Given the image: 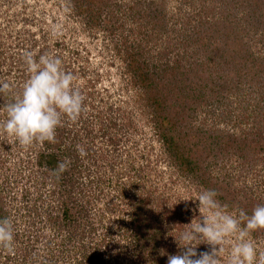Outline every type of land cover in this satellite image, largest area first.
I'll return each mask as SVG.
<instances>
[{
    "label": "rangeland",
    "instance_id": "1",
    "mask_svg": "<svg viewBox=\"0 0 264 264\" xmlns=\"http://www.w3.org/2000/svg\"><path fill=\"white\" fill-rule=\"evenodd\" d=\"M103 1L97 25L92 26L75 13L73 0H0V82L11 85L10 94L0 97V123L7 118L3 104L29 78L25 53L37 59L42 54L58 56L63 68L74 75V84L85 97V110L76 122L63 118L56 138L61 141L53 149L71 148L76 143L72 136L77 135L78 146L87 152L79 158L84 173L78 178L73 175L71 181L64 173L57 179L41 162L47 143L24 149L0 131V213L15 228V254L0 248V264H9L6 255L15 258L12 264H74L75 257L86 254L90 264H150L151 260L167 264L165 247L171 255L183 251L175 238L193 219V223L202 220L196 198L209 189L183 174L165 150L143 87L133 82L128 70L127 63L137 52L156 64L176 61L187 52L194 60V71H202L205 65L215 76L241 66L248 76L242 81L238 75L231 76L237 83L227 101L239 103L246 97L243 103L255 108L264 103V0ZM54 26H59L60 35H52ZM157 31L159 35L151 34ZM205 49L214 58L203 64ZM187 59L181 65L190 64ZM220 105L211 100L209 110L219 112ZM204 113L194 111V125H213L203 123ZM256 123L251 119L242 127L249 129ZM261 131L256 133L264 135ZM246 154L244 160L230 158L221 172L218 160L213 173L232 175L227 199L213 189L229 213L247 197L264 203V161L254 150ZM71 155L78 159L77 148L63 160ZM63 179L75 180L74 198L79 204L85 201L87 211L66 251L61 238L75 223L54 219L68 192L59 186L64 185ZM134 216L137 221L142 218V233L144 228L153 231L154 225L162 229L156 255L151 252L145 257L134 247ZM250 239L264 253V234ZM234 243L230 238L224 245L220 264H227ZM211 248L200 244L196 251L199 255Z\"/></svg>",
    "mask_w": 264,
    "mask_h": 264
},
{
    "label": "trees",
    "instance_id": "2",
    "mask_svg": "<svg viewBox=\"0 0 264 264\" xmlns=\"http://www.w3.org/2000/svg\"><path fill=\"white\" fill-rule=\"evenodd\" d=\"M103 5V0H73L75 13L82 16L84 22H88L87 24L92 26L97 25ZM153 28L156 30L157 27L154 26ZM151 34L157 36L159 31ZM205 50H203V64L210 63L212 58H214L213 55L208 54L207 50ZM188 57L189 53L186 52L178 56L176 61L174 59L175 62L164 60L156 64L144 57L141 52H137L129 60L127 66L129 73L134 78L133 82L143 87L147 105L152 108V114L156 117L155 126H158L160 139L164 143L165 150L171 155L174 164L179 167L183 174L198 180L200 182L199 185L202 184L209 190H219L221 199L224 200L225 198L227 199L229 193H232L230 188L232 175L229 177L225 173V175L218 174L216 176L213 174L218 160L221 164L218 165L220 172L227 168L226 164H228L230 158L235 156L238 160H244L248 155L246 152L252 150H254V153H259L262 156L261 160L264 161V144H262L264 135L256 133L264 130V103L259 102L255 108V106L243 103L246 101V97H241L243 102L239 103L227 101V98H232L230 93L233 91L235 83H237L236 79L232 77L235 75L237 77L238 75L237 79L242 81L248 76V72H242L243 68L241 66H239L240 68L236 67L233 71H221L220 75L215 76V71H209L205 65H202L204 67L202 71H194V60L192 61V58ZM182 59H187L191 62H189L190 64L183 63L181 65ZM186 65L188 66L187 68H185ZM236 89L238 90V88ZM209 94L214 99H211ZM211 100L221 104L219 112L209 110L208 105ZM197 110H204L205 112L206 120L203 123L211 121L213 125H194V121L191 118L194 111ZM251 119H256L257 123L249 129L243 128V123ZM226 124L232 125L228 127ZM90 134L92 133L89 132ZM72 138L73 141L76 140V143L74 142L71 148L65 147L62 152L53 149L57 147L61 138L56 140L55 143H47L48 148L45 147L46 153L40 156L42 164L50 170L56 169L58 163L64 161L63 156L68 153L73 154L78 147L77 135H73ZM88 148L89 145H87ZM90 148L92 149V146ZM78 156V159L73 155L68 158L70 164L64 174L70 176V181L73 175L74 177L77 175L78 178L85 172L79 159L80 155ZM71 171H73V174ZM77 178L76 180H78ZM62 183L64 185L59 186L64 189L65 193L68 192L66 193L67 196L65 195L66 199L61 200L62 203L58 206L60 215L57 218L54 217V219L64 223L66 221L70 224L75 223V227L71 230L69 229L70 233L68 232V235L61 238L62 249L66 251L67 249L64 247L70 246L78 224H82V216L87 211L85 201L79 204L74 198V191L72 190L77 188L75 180L72 184L68 180L63 179ZM263 204L256 201L253 197H247L241 201L238 208L245 210L250 215L257 205ZM2 217L3 214L0 213V219ZM141 219L137 221L136 216L132 219V222L136 223L137 229L135 231L134 247L136 246L137 250H140L145 257H148L151 252L156 255L154 250L158 248V243H161L162 229H156L155 227L157 226L154 225L153 231L144 228L146 232L142 233L140 230ZM69 227L71 228L70 225ZM63 231L64 228H61L60 233L62 234ZM91 232L92 230L89 234ZM262 234H264V230L252 233L257 238ZM102 243H105L104 239ZM75 248L76 245L74 246ZM146 253L148 254L145 255ZM163 254L169 257L172 251L165 247ZM73 262L74 264H90L91 259L86 254L83 257H75ZM153 262L154 260H151L150 264H154Z\"/></svg>",
    "mask_w": 264,
    "mask_h": 264
},
{
    "label": "clouds",
    "instance_id": "3",
    "mask_svg": "<svg viewBox=\"0 0 264 264\" xmlns=\"http://www.w3.org/2000/svg\"><path fill=\"white\" fill-rule=\"evenodd\" d=\"M52 35H60L59 26ZM28 80L22 90L3 104L7 118L0 123V131L24 149L36 144L55 143L57 129L63 118L76 122L85 110V97L74 84V75L62 66L58 56L42 54L34 58L31 52L23 57ZM11 85L0 82V97L10 94ZM81 158L87 156L82 146L77 147ZM70 161L58 163L53 175L58 179L69 167ZM215 190L198 193V210L202 217L194 219L175 238L181 254L170 255L167 264H220V254L230 238L231 246L227 264H264V253H259L250 239L252 233L264 230V205H257L249 215L243 209L234 213L217 199ZM15 228L8 218L0 219V248L9 255L15 254ZM200 244L212 246L211 251L197 254Z\"/></svg>",
    "mask_w": 264,
    "mask_h": 264
},
{
    "label": "built area",
    "instance_id": "4",
    "mask_svg": "<svg viewBox=\"0 0 264 264\" xmlns=\"http://www.w3.org/2000/svg\"><path fill=\"white\" fill-rule=\"evenodd\" d=\"M6 259L9 260V264H12V259H15V258H13L12 256L9 257L8 255H6Z\"/></svg>",
    "mask_w": 264,
    "mask_h": 264
}]
</instances>
